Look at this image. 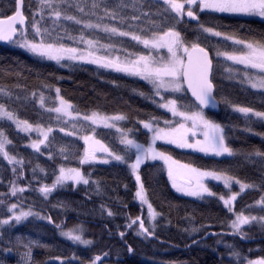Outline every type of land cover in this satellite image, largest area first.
Here are the masks:
<instances>
[{
	"label": "trees",
	"instance_id": "16d2710c",
	"mask_svg": "<svg viewBox=\"0 0 264 264\" xmlns=\"http://www.w3.org/2000/svg\"><path fill=\"white\" fill-rule=\"evenodd\" d=\"M80 2L90 5L92 0ZM109 2L129 5L123 8L121 14L125 17L138 16L139 19L132 24L138 25L144 32L148 30L145 34H150L149 30L156 27L160 30L173 27L181 32L186 41L197 38L198 34L194 31L197 21L177 22L173 19L175 14L163 12L165 6L160 0ZM24 4V13L30 25L32 14L29 6L33 11H38V0H24ZM132 4L136 6L132 7ZM13 5L14 0H0V13L12 15ZM85 13H88L87 7ZM67 14L97 22L95 16L81 14L76 9H68ZM97 15L104 16L99 10ZM45 16V20L41 21L42 27H54L62 36H65L64 29H67L68 36L79 37L83 33L85 38L107 42L124 51L145 52V48L132 37L114 36L100 29H84L83 25L65 21L63 17L53 25L55 18ZM198 17L200 23L214 27L224 36L249 40L264 36V21L256 18L213 11L200 12ZM36 19L39 20L38 15ZM102 22L122 31L134 30L118 20L109 21L107 17ZM28 31L31 39L30 27ZM224 36L216 38L208 35L205 38L199 35L201 46L207 47L213 57L212 77L220 108L217 113L204 112L213 121L228 126L227 143L236 151V155L216 158L169 145L158 146L184 165L223 170L249 187L239 193L233 212H228L217 197L202 201L177 195L161 163L143 165L141 175L148 199L160 215L154 235L148 238L138 234V222L131 229L126 227L130 220L137 217L143 219L145 227L148 224L145 208L134 200L136 184L127 166L120 163L81 165L80 157L87 145L70 131V123L50 109L55 107V90L59 89L60 97L72 105L77 115L86 116L93 112L123 115L125 120L122 127L131 137L146 142L148 133L141 128L139 121L150 116L159 118L160 122L172 119L169 113L153 102L157 98L151 86L137 77L98 65L78 61L57 64L53 60L33 56L13 44L0 46V89L10 94L5 96L0 93V104H4L19 120L52 129L49 140L41 145V152L37 153L30 147L34 137L18 131L9 121L0 120V131L11 141L6 151L24 161L23 175H19V166H16L14 175L13 165L0 156V200L3 201L0 204V220L10 216L7 207L13 203L36 209L42 214L24 223H12L0 228L2 264H23V254L28 247L31 248L35 264H247V261L264 259V228L259 223L252 221L242 226L243 235L234 234L229 227L235 214L243 213L257 218L264 216V205L259 203L264 197V158L248 155L256 150L264 151V123L255 117L248 120L233 110L234 107H251L255 111H264V92L235 81L234 78L238 76L229 71L230 67L233 68L232 64L215 56L217 48L230 53L237 49ZM63 42L66 46L82 48L78 40H69L67 36ZM141 92L144 95H140ZM41 94L44 107L40 103ZM174 96H184L182 103L195 110V104L187 92L167 95L168 98ZM87 132L112 151L123 154L124 146L119 144L115 130L88 125ZM60 167L80 168L86 176L90 173V183L87 186H74L69 182L45 199L39 188L43 184L51 185ZM96 182L99 184L98 190ZM10 184L24 187L26 191L11 196ZM210 186L218 193L230 195L229 190L221 185L211 183ZM79 225L83 229V238L91 240V245L73 243L60 234V230ZM192 229L197 231L193 232ZM121 232L124 233L123 238ZM209 232L218 235L205 239ZM233 250L240 253L239 260L231 255ZM95 257L100 259L96 261Z\"/></svg>",
	"mask_w": 264,
	"mask_h": 264
},
{
	"label": "snow or ice",
	"instance_id": "6c2138e0",
	"mask_svg": "<svg viewBox=\"0 0 264 264\" xmlns=\"http://www.w3.org/2000/svg\"><path fill=\"white\" fill-rule=\"evenodd\" d=\"M164 13H175L177 22L183 19L186 15L190 20L197 21V27L194 31L198 34L194 40L186 41L182 37L180 31L169 27L162 34L152 33L150 38L141 37L130 31H122L118 27L103 23L104 17L109 21H119L120 24L132 28V22L139 19L138 16L125 17L122 15V10L129 5L124 3H110L109 0H92L90 5L83 4L80 0H38V11H33L29 6V11L32 14V19L29 24H26L28 17L24 15V0H14V5L11 9L12 15L4 16L0 13V41H8L17 44L20 48L25 49L33 56L56 61L58 64L61 61H87L88 63L96 64L105 69H111L117 73H125L131 76L140 77L151 86V91L154 96H159L160 101L154 103L159 108L166 109L172 117H179L180 120L173 121L164 120L165 127H160V119L150 116L145 120L139 121L143 129L147 133H151L150 143L145 146L135 138H129L128 132L117 128L120 132L119 144L123 145V154H118L112 151L107 145L94 138L93 135H83L81 139L87 147L83 155L80 157L81 165L94 166L96 163L109 164L117 162L124 164L129 169V173L134 177L136 190L134 200H138L141 205H147L148 218L150 221H155L158 213L153 209L152 204L148 201L147 190L141 175V167L148 162L163 161L167 165V175L172 182V187L178 192L188 197H194L199 200H205L210 197H217L211 188L206 183L207 180L222 181L225 187L231 189L233 182L239 185L241 191L249 187V185L241 183L239 180H233V177L226 174L223 170H203L190 165H179L181 169H185L187 173L193 175L195 179H189L184 183H178L174 173L173 165L177 162L172 159L166 152L159 150L156 147V142L163 141L165 144L175 145L182 149H193L204 154H211L215 157H233L236 151L227 143V125L222 126L220 123L213 121L205 115L204 109L216 108L218 101L214 94L215 85L213 83V57L205 46H201L199 35H204L207 38L224 36L220 31H216L214 27H206L199 22L197 9L200 12L205 10L218 13H233L256 15L264 18V0H163ZM185 4L188 9L185 13ZM135 7V4L131 5ZM88 8V13H85V8ZM68 9H76L81 14L95 16L97 22L91 20L78 19L75 15L67 14ZM102 11L104 16L97 15V11ZM47 14L54 17L53 25L60 21L63 17L65 21H72L76 25H83L84 29H100L104 33L118 35L120 37L131 35L132 39L142 44L145 49L149 50V54H139L134 59L121 60L120 57L96 56L94 52L100 47L109 48V45H98L93 39H86L83 33L79 37L67 35V29H64L65 36L69 40L79 41L86 45V48L66 46L64 41L65 36H62L56 29L42 27L41 21H44ZM37 15L39 20L36 19ZM163 15V14H162ZM17 25L22 27L18 28ZM29 27L32 31V38L29 39ZM225 40H232L234 45H239L240 50L233 52H222L219 48L216 49V56H225L228 60L234 61L237 64L244 65L245 68L257 70L260 75H250L247 71L242 73V76L254 89L264 90V36L260 39L248 38L238 39L233 36H224ZM167 49V57L159 54L157 50ZM156 51V55L151 53ZM186 85V88H185ZM57 97L59 98L60 107L50 109L57 113L63 112L65 116H71V104L59 97V89H56ZM185 93L190 91L191 97L194 98L195 110L186 103H182L184 96H174L166 98L161 93ZM0 93L5 96L10 95L3 89ZM144 95V93H139ZM44 97L40 96V103L43 106ZM226 103H228L226 101ZM234 111L241 113L246 119L252 117L258 118L264 123V111H255L251 107H234ZM0 118H6L9 121H14L16 127L21 131L28 133L37 131L43 137L42 139L32 140L30 147L37 153L41 152V145H44L49 140L51 128L47 130L39 127L33 129L32 125L27 121L16 119L14 114L8 111L4 104H0ZM84 120H91L93 125L103 124L105 128H115L116 121L125 119L123 115L114 117L100 116L98 113H92L90 116L83 117ZM111 121V122H110ZM197 129L203 136V139H195ZM251 131V129H248ZM63 131V129H61ZM131 131V130H129ZM11 143L0 131V156L13 165V174H16V166L20 167L19 175H23L24 161L17 159L16 156L10 155L6 151V144ZM106 154V158H99L97 153ZM249 156H259L264 158V151L256 150L248 154ZM41 172L44 169H40ZM35 175V170L33 171ZM86 176L80 168H59V174L55 175V179L51 185L43 184L39 191L43 197L47 199L58 188H63L71 182L72 185H89V176ZM97 183V190L99 184ZM125 188L127 186L125 185ZM24 187H17L15 184H10V195L16 196L17 193H24ZM238 193L232 192L227 198L224 195H219L218 200L223 202L224 208L228 212H233L234 202L237 199ZM3 201L0 200V204ZM264 205V197H261L259 202ZM7 212L11 215L8 218L0 220V228L5 225H10L12 222L19 224L23 219L32 215L31 210L24 211L23 208L17 212V204L13 203L7 207ZM112 215L111 212L108 213ZM50 219V217H49ZM138 223V234L145 238L154 235L155 223L150 227H145L143 219L137 217L135 220H130L126 225L131 229L133 225ZM252 221H256L264 228V216L257 218L256 216H247L243 213L235 214V218L229 223V227L234 234H241L242 226L249 225ZM193 232L197 229H192ZM81 234H77V233ZM83 229H70L62 231L61 235L68 240L82 244L91 245L92 241L84 239L82 236ZM120 236L123 238L124 233ZM19 243V239L17 240ZM27 247V246H25ZM233 248L232 245H227ZM10 251V250H9ZM131 252V248H129ZM231 255L239 260L240 253L233 250ZM100 257H95L98 261ZM246 259V258H245ZM2 264V262H0ZM23 264H35L32 260L31 248L23 254ZM247 264H264V259L256 261H247Z\"/></svg>",
	"mask_w": 264,
	"mask_h": 264
},
{
	"label": "rangeland",
	"instance_id": "374dc122",
	"mask_svg": "<svg viewBox=\"0 0 264 264\" xmlns=\"http://www.w3.org/2000/svg\"><path fill=\"white\" fill-rule=\"evenodd\" d=\"M162 3H163V0H160ZM181 2H183V0H181ZM187 9H188V5L187 4H185V13H186V11H187ZM194 11H197V15L200 13V11H198L197 9H193ZM205 11H209V10H205ZM173 14H175V13H173ZM176 15V14H175ZM240 15H242V16H245V17H251V18H256V19H259V20H262V21H264V18H261V17H259V16H256V15H245V14H240ZM193 21H195V20H190L186 15L183 17V19L182 20H180V22H184V23H188V22H193ZM142 27V26H141ZM132 29H134L133 30V32H134V34H136V35H139V36H141V37H146V38H150L151 37V35H152V33L153 32H155V33H157V34H162V32L163 31H166V30H160L159 28H154V29H150L149 31L151 32L150 34H148V33H146L145 34V32H148V30L147 31H143L141 28H139V26L138 25H136V26H134L133 25V27H132ZM128 37H131V35H129ZM216 38H222V37H216ZM86 39H88V38H86ZM94 41H96L97 43H98V45H109L107 42H103V41H100V40H94ZM231 42H232V40H230ZM79 42V41H78ZM80 43V42H79ZM14 46H17V47H19L17 44H15V43H12ZM81 45H82V49H84V48H86V45L85 44H82V43H80ZM232 44H233V42H232ZM140 45H142V44H140ZM234 45V44H233ZM110 47L109 48H104V47H100L97 51H95L94 52V55H96V56H101V57H104V56H110V57H120L121 58V60H124V59H134L137 55H139V54H145V55H147V54H149V50H147V49H145V52H143V53H136V52H128V51H124V50H122V49H120V48H118V47H115V46H113V45H109ZM143 46V45H142ZM144 47V46H143ZM234 47L235 48H237L235 51H239L240 50V46L239 45H234ZM20 48V47H19ZM22 49V48H21ZM24 51H26L25 49H23ZM158 52H159V54L160 55H162V56H165V57H167V55H168V53H167V49H159V50H157ZM27 52V51H26ZM233 52V51H232ZM152 55H156V51H153L152 53H151ZM215 56H216V53H215ZM217 57V56H216ZM219 58H224V59H226V60H228L225 56H223V55H221V56H219ZM231 64H232V66H233V68L232 67H230V69H229V71L230 72H232L233 73V75L234 76H238V78L236 77V78H234L235 79V81H237V82H239V83H241V84H243V85H245V86H247V87H249V88H251V89H254V88H252L251 87V85L247 82V80H245L244 78H243V76H242V73L244 72V71H247L250 75H260V73L257 71V70H255V69H251V68H245V66L244 65H241V64H237V63H235L234 61H231V60H228ZM54 62H56V61H54ZM64 61H61V63H63ZM78 62H83V63H88L87 61H78ZM57 63V62H56ZM61 63H59V64H61ZM58 64V63H57ZM90 64H92V63H90ZM94 65H96V64H94ZM237 68V69H236ZM234 71H235V73H234ZM123 74H125V73H123ZM125 75H128V74H125ZM129 76H131V75H129ZM133 77H137V76H133ZM137 78H139V79H141L140 77H137ZM254 90H257V91H263L264 92V90H259V89H254ZM163 96H165L166 98H168L167 97V95H169V94H171V93H166V92H163L162 91V93H161ZM177 94H181V93H177ZM59 97H60V95H59ZM156 98H157V100H156V102H159L160 101V97L159 96H156ZM65 101V100H64ZM44 103H45V101L43 102V107L45 106L44 105ZM70 104V103H69ZM157 105V104H156ZM72 106V105H71ZM57 107H60V103H59V98L56 96V98H55V107L53 108V109H55V108H57ZM161 110H163V111H165V112H167V110L166 109H162V108H160ZM234 110V109H233ZM69 111L71 112V116H65L64 115V113L63 112H61V113H57L58 115H60L62 118H63V120L66 122V123H70V126H71V129H70V131H72V133H74L75 135H77L78 137H82L83 135H89L90 133L89 132H87L88 131V125H90V126H92V127H99V128H105L104 126H103V124H98V125H93L92 124V122H91V120H84L83 119V117L84 116H80V115H77L76 113H74L73 112V109H72V107H71V109H69ZM234 112H236V111H234ZM94 113V112H93ZM95 113H98L100 116H106V117H114V116H117V115H105V114H102V113H99V112H95ZM167 113H169L170 115H171V113L170 112H167ZM237 114H240V115H242V116H244L243 114H241V113H238V112H236ZM92 114V113H91ZM90 114V115H91ZM90 115H88V116H90ZM205 115H206V113H205ZM172 116V115H171ZM207 116V115H206ZM16 119H18V118H16ZM256 119H258V118H256ZM0 120L1 121H9V120H7L6 118H0ZM19 120V119H18ZM125 120V119H124ZM124 120H122V121H116L115 123H116V127L115 128H108V129H113V130H115L116 132H117V128H119V129H121V130H123V131H125V132H128L127 130H125L123 127H122V122L124 121ZM180 120V118L179 117H172V119H170L169 121H173L174 123L176 122V121H179ZM22 121V120H21ZM9 122H11V123H13L14 125H15V127H16V124L14 123V121H9ZM111 122V121H110ZM82 123H86V124H88V125H84V124H82ZM30 124V123H29ZM32 125V127H33V129H35V128H37V127H39V128H41V129H44V130H47L46 128H43V127H40V126H37V125H33V124H31ZM140 126H141V128L143 129V126H142V124H140ZM160 127H165V124H164V121H161L160 122V125H159ZM17 128V127H16ZM17 130L18 131H20V132H22V133H24V134H28V135H30V136H32V137H34L33 138V140H35V139H42L43 137L40 135V133L39 132H37V131H31V132H28V133H25V132H23V131H21L20 129H18L17 128ZM144 130V129H143ZM146 132H147V130H145ZM197 136L195 137V139H203V136H202V134L200 133V131H199V129H197ZM117 134H118V137H119V139H120V132H117ZM90 135H92V134H90ZM128 135H129V138H133V137H131L130 136V133L128 132ZM4 136L6 137V135L4 134ZM6 139L8 140V138L6 137ZM136 139V138H135ZM150 140H151V133H148V139L146 140V142H141V141H139L138 139H137V141L138 142H140V143H143L145 146H147L149 143H150ZM9 141V140H8ZM159 144H164V145H169V146H173V147H176L175 145H170V144H165L163 141H157L156 142V147L159 149V150H161L160 148H159ZM8 144H6V146H7ZM176 148H178V147H176ZM178 149H181V150H184V151H188V152H193V153H198V154H202V155H204V156H208V157H215V156H213V155H211V154H204V153H201V152H199V151H196V150H193V149H182V148H178ZM162 151V150H161ZM168 154V153H167ZM169 155V154H168ZM97 156L99 157V158H101V159H103V158H106V154H104V153H97ZM171 156V155H170ZM172 157V156H171ZM216 158H223V157H216ZM172 159L174 160V161H176L177 163L175 164V165H173V168H174V173H175V176H176V180H177V182L178 183H184V182H186L187 180H189V179H195V177L193 176V175H191V174H189V173H187L186 172V170L185 169H181L180 167H179V165H184L183 163H181L180 161H178V160H176L175 158H173L172 157ZM155 162H158V163H161L164 167H165V169H166V171H167V165L163 162V161H155ZM155 162H148V163H155ZM111 163H117V162H111ZM111 163H109V164H111ZM148 163H146V164H148ZM96 164H100V165H108V164H103V163H96ZM195 168H197V167H195ZM199 169H201V168H199ZM203 170H206V169H203ZM168 179H169V177H168ZM233 180L235 181V180H238V179H236V178H233ZM241 182V181H240ZM169 183H170V185H171V187H172V182H171V180L169 179ZM206 183L208 184V186L211 188V190L214 192V193H216L217 194V197L219 196V195H223V194H221V193H218V192H216L215 190H213V188L210 186V184L211 183H215V184H218V185H221V186H223L224 188H226L227 190H229V192H230V195H231V193L232 192H235V193H238V195H239V193L241 192V190H240V188H239V185L238 184H236L235 182H233V184H232V187H231V189H228L227 187H225V185L223 184V182L222 181H212V180H207L206 181ZM241 183H243V182H241ZM245 184V183H244ZM172 189H173V191L177 194V195H179V196H182V197H186V198H189V199H194V200H199V199H197V198H194V197H188V196H185V195H183V194H181V193H178L173 187H172ZM238 195H237V197H238ZM225 196V195H224ZM226 198L228 197V196H225ZM148 201H149V199H148ZM137 202L140 204V202L137 200ZM150 202V201H149ZM141 205V204H140ZM141 206H143L144 208H145V211H146V215H147V221H148V224H147V227H149V230H152V228L150 227V225L152 224V223H155V229H156V227H157V221H158V219L160 218V215H159V213H158V215H157V217H156V220L153 222V221H150V219L148 218V209H147V205L145 204V205H141ZM20 208H23V210L24 211H29V210H31V212L33 213L32 215H29L28 217H26L25 219H23L19 224H21V223H24V222H26V221H28L30 218H36L37 216H40L41 217V213L38 211V210H36V209H33V208H28V207H23V206H19V205H17V212L20 210ZM11 215V214H10ZM13 224H16L15 222H12ZM11 223V224H12ZM6 226V225H5ZM81 228V226L79 225L78 227H75V228H72V229H77V228ZM1 230V229H0ZM70 230V229H69ZM62 231H68V230H65V229H63V230H60V234H61V232ZM77 234H81V233H77ZM64 237V236H63ZM64 238H66V237H64ZM67 239V238H66ZM73 242V241H72ZM73 243H76V242H73ZM256 261V260H255ZM172 264H174V263H172Z\"/></svg>",
	"mask_w": 264,
	"mask_h": 264
},
{
	"label": "water",
	"instance_id": "95a60500",
	"mask_svg": "<svg viewBox=\"0 0 264 264\" xmlns=\"http://www.w3.org/2000/svg\"><path fill=\"white\" fill-rule=\"evenodd\" d=\"M24 15H25V13H24ZM26 16V15H25ZM26 24H28V21L26 22ZM17 27L18 28H20V27H22V26H20V25H17ZM13 42H8V41H0V46H9L10 44H12ZM185 88H186V85H185ZM187 93H188V95H189V97L194 101V98L193 97H191V93H190V91H187ZM214 94H215V89H214ZM217 99V98H216ZM218 101V100H217ZM219 101H218V105H217V107L216 108H208V109H204V111L205 112H211V113H217V112H219ZM138 223H139V221H138ZM216 235H218V233H214V232H209V233H207L206 235H205V239H208V238H210V237H214V236H216Z\"/></svg>",
	"mask_w": 264,
	"mask_h": 264
},
{
	"label": "flooded vegetation",
	"instance_id": "af4514ba",
	"mask_svg": "<svg viewBox=\"0 0 264 264\" xmlns=\"http://www.w3.org/2000/svg\"><path fill=\"white\" fill-rule=\"evenodd\" d=\"M217 13H218V12H217ZM220 14H228V15L241 16L240 14H233V13H220Z\"/></svg>",
	"mask_w": 264,
	"mask_h": 264
}]
</instances>
